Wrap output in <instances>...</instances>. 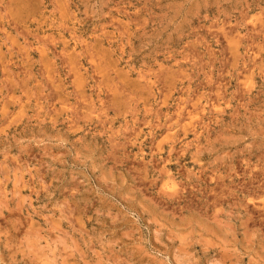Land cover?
<instances>
[{
    "label": "rangeland",
    "instance_id": "rangeland-1",
    "mask_svg": "<svg viewBox=\"0 0 264 264\" xmlns=\"http://www.w3.org/2000/svg\"><path fill=\"white\" fill-rule=\"evenodd\" d=\"M0 264H264V0H0Z\"/></svg>",
    "mask_w": 264,
    "mask_h": 264
}]
</instances>
